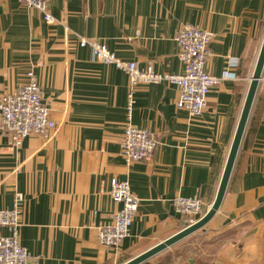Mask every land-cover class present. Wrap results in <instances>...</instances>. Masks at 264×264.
<instances>
[{"label":"crops","instance_id":"0c3cea01","mask_svg":"<svg viewBox=\"0 0 264 264\" xmlns=\"http://www.w3.org/2000/svg\"><path fill=\"white\" fill-rule=\"evenodd\" d=\"M52 23L16 0H0V98L32 70L56 128L19 147L0 129V210L24 196L20 243L29 264H124L184 226L176 197L213 204L264 40V0H48ZM184 25L213 34L206 71L219 77L197 118L177 110L179 90L133 86L130 123L158 144L146 163L119 155L128 76L92 57L95 39L139 68L180 74L175 35ZM127 180L138 198L117 249L98 228L120 209L109 190ZM210 241L175 264H264V67L221 205L203 228ZM8 230L0 227V236ZM149 246V247H148ZM154 257V256H153ZM151 257V258H153ZM148 259L141 264H171Z\"/></svg>","mask_w":264,"mask_h":264},{"label":"built area","instance_id":"2783aa9c","mask_svg":"<svg viewBox=\"0 0 264 264\" xmlns=\"http://www.w3.org/2000/svg\"><path fill=\"white\" fill-rule=\"evenodd\" d=\"M27 9L36 10L46 23L55 21L50 14L48 0H16ZM213 34L195 25L182 26L175 35L177 57L182 65L180 74H166L154 71L151 65L139 68L135 62L118 59L108 48L95 39L78 38L80 48L89 47L93 59L113 65L124 72L130 81L127 94V124L124 127L119 155L127 165L146 163L158 144L155 137L145 129L130 123L134 104L133 86L137 84H166L179 90L175 101L177 110L186 112L190 118L199 117L206 108L207 96L211 89L222 80L232 78L227 71L219 77L206 71L210 57V43ZM56 128L49 109L41 98V88L30 69L25 73V81L11 94L0 98V129L10 138V144L19 147L31 134L48 135ZM111 200L120 205L112 216L111 223L98 228V241L108 249L119 248L129 235V227L137 212L138 198L133 194L127 180H113L109 190ZM24 196L15 194L12 208L0 210V227L8 230L7 236H0V264H29L32 257L20 243V227ZM174 210L184 217V225L195 223L204 215L203 203L198 197H176L172 200Z\"/></svg>","mask_w":264,"mask_h":264},{"label":"water","instance_id":"95a60500","mask_svg":"<svg viewBox=\"0 0 264 264\" xmlns=\"http://www.w3.org/2000/svg\"><path fill=\"white\" fill-rule=\"evenodd\" d=\"M263 67H264V40H263V43H262V46H261V49H260V52L257 58V62L255 64V68H254L251 80H250V85H249L245 103L242 109L241 117H240L237 129H236V132L233 138V142H232L230 152H229L226 164H225L224 172L222 175V179L220 181L217 195L211 207L207 210V212L203 215V217L200 218L196 223L180 230L176 234L163 240L157 245L149 248L143 253L125 262L124 264H141L145 262L146 260L155 256L156 254L163 251L164 249L172 246L174 243L178 242L184 237L204 227L211 220V218L215 215V213L217 212V210L219 209L221 205L222 199L224 197V194L227 188V184H228L230 174H231V171L234 165V161L237 155L241 137L245 129V125H246V122H247V119L250 113V109L253 103V99H254L259 81L261 79Z\"/></svg>","mask_w":264,"mask_h":264},{"label":"rangeland","instance_id":"374dc122","mask_svg":"<svg viewBox=\"0 0 264 264\" xmlns=\"http://www.w3.org/2000/svg\"><path fill=\"white\" fill-rule=\"evenodd\" d=\"M191 225L192 224H190L189 226H191ZM204 227L196 230L195 232L191 233L190 235H188V236L184 237L183 239L179 240L178 242L174 243L172 246H170V247L164 249L163 251L159 252L153 258H151V260H154L155 262H166V263L175 264L179 258L183 259V258H186L189 256L190 257L194 256L195 254H197L199 249L206 247L208 245L207 244L208 241H210V239L208 238V235L206 234V232L203 229ZM184 228H186V225L182 226L181 230ZM155 245H157V244H154V245H152L150 247L148 246V247L151 248ZM149 248H145V249H149Z\"/></svg>","mask_w":264,"mask_h":264}]
</instances>
